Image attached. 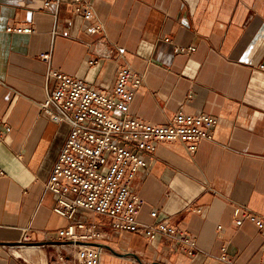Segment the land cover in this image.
I'll return each instance as SVG.
<instances>
[{
    "label": "crops",
    "instance_id": "obj_1",
    "mask_svg": "<svg viewBox=\"0 0 264 264\" xmlns=\"http://www.w3.org/2000/svg\"><path fill=\"white\" fill-rule=\"evenodd\" d=\"M71 1L44 8L42 0H0V123L11 128L0 137V241H19L24 229L33 241H50L68 223L44 191L69 131L41 110L54 84L46 82L49 68L109 91L128 66L142 79L130 115L155 124L178 110L218 119L213 138L194 152L179 142L158 144L132 187L142 199L139 222L149 224L157 210V220L183 228L196 247L189 254L165 237L113 230L87 210L74 221L96 222L105 232L101 243L144 263L261 264L264 226L250 219L237 225L233 211L264 219V0H85L103 26L99 33ZM15 26L33 30L7 31ZM7 247L0 246V264H57L47 252L63 248L38 246L31 263ZM104 252L99 264H139Z\"/></svg>",
    "mask_w": 264,
    "mask_h": 264
},
{
    "label": "built area",
    "instance_id": "obj_2",
    "mask_svg": "<svg viewBox=\"0 0 264 264\" xmlns=\"http://www.w3.org/2000/svg\"><path fill=\"white\" fill-rule=\"evenodd\" d=\"M58 2L42 0V6L48 8ZM71 5L83 19L92 21L89 25L91 33L102 31L103 26L95 22L87 1L72 0ZM32 30L31 26L7 28L9 32L28 33ZM165 40L169 41V38ZM175 48L181 52L195 50L194 46L177 45ZM42 58L49 60L50 54L43 53ZM258 67L264 70V63H259ZM51 81L54 84L48 88L41 110L51 121L69 125L44 186V191H50L56 197L52 210L68 220L54 239L71 240L72 243L62 247H72L74 254L64 257L63 251L57 249L61 264H99L102 256V248L76 243L78 240L100 242L105 237L104 229L96 222L74 221L79 210L107 218L113 230L141 232L148 239L165 237L192 254L196 247L195 238L180 226L157 220V210L151 211L153 220L149 224L138 221L142 199L132 187L134 177L147 167V159L155 153L158 144L179 142L194 152L200 141L213 138L218 119L204 112L187 114L178 110L169 122L155 124L130 115L128 107L142 79L128 66L117 70L115 83L109 91L100 90L59 69L49 68L46 82ZM10 129L0 123V137ZM233 218L237 225L250 219L257 227L264 226V219L241 207L234 208ZM19 241H32L28 229L23 230ZM222 250L221 260L228 261L225 247ZM260 260L264 264V249Z\"/></svg>",
    "mask_w": 264,
    "mask_h": 264
},
{
    "label": "water",
    "instance_id": "obj_3",
    "mask_svg": "<svg viewBox=\"0 0 264 264\" xmlns=\"http://www.w3.org/2000/svg\"><path fill=\"white\" fill-rule=\"evenodd\" d=\"M58 244V245H64L66 243H72L71 240H57V239H51L50 241H0V246H15V247H21V245H27V246H41V245H47V244ZM78 243H84V244H88L91 246H97L100 247L104 250H109L110 252L114 253L115 255L119 256V257H132L134 258L139 264H162L158 261H151V263H144L137 254H134L132 252H118L113 250L108 244H103L101 242H97V241H93V242H85V241H81L78 240Z\"/></svg>",
    "mask_w": 264,
    "mask_h": 264
},
{
    "label": "rangeland",
    "instance_id": "obj_4",
    "mask_svg": "<svg viewBox=\"0 0 264 264\" xmlns=\"http://www.w3.org/2000/svg\"><path fill=\"white\" fill-rule=\"evenodd\" d=\"M33 241V240H32ZM38 246H35L34 248H31V246H28V248L27 249H25V247H23V246H21L20 247V249H19V247H15V246H13V247H7L9 250H10V252H11V254H13L14 255V253H13V249H15V250H17L19 253H20V257L22 258V257H24L25 259H27L28 261H30L31 263H33L32 262V260L33 259H36L37 257H35V256H33V255H30L34 250H36V248H37ZM61 250L63 251V253H64V257L65 256H67V255H70V256H72V254H74V249L72 248V247H69V246H66V247H64V248H61ZM102 258H103V256H104V250H102ZM35 253V252H34ZM16 257H18L17 255H15ZM37 256V255H36ZM38 257H39V255H38ZM47 257H48V260L49 261H51V259L53 258V261L56 263L57 262V264H61V262L58 260V257H57V254H56V251H54V253L52 252V253H50V252H47ZM65 259V258H64ZM37 260V259H36ZM39 260V259H38ZM71 260H72V258H71ZM123 264V263H122Z\"/></svg>",
    "mask_w": 264,
    "mask_h": 264
},
{
    "label": "bare ground",
    "instance_id": "obj_5",
    "mask_svg": "<svg viewBox=\"0 0 264 264\" xmlns=\"http://www.w3.org/2000/svg\"><path fill=\"white\" fill-rule=\"evenodd\" d=\"M21 246H23V247H25V249H27L28 248V246L27 245H21ZM37 246V245H36ZM13 253H14V255H17L18 257H20L21 255H20V253L17 251V250H15V249H13Z\"/></svg>",
    "mask_w": 264,
    "mask_h": 264
}]
</instances>
